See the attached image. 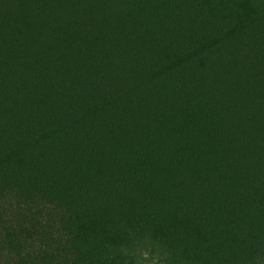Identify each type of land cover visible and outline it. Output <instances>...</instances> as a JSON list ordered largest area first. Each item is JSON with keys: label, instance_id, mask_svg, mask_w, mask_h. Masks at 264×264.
I'll list each match as a JSON object with an SVG mask.
<instances>
[{"label": "trees", "instance_id": "16d2710c", "mask_svg": "<svg viewBox=\"0 0 264 264\" xmlns=\"http://www.w3.org/2000/svg\"><path fill=\"white\" fill-rule=\"evenodd\" d=\"M255 2L0 0V264L264 261Z\"/></svg>", "mask_w": 264, "mask_h": 264}, {"label": "rangeland", "instance_id": "374dc122", "mask_svg": "<svg viewBox=\"0 0 264 264\" xmlns=\"http://www.w3.org/2000/svg\"><path fill=\"white\" fill-rule=\"evenodd\" d=\"M230 2L231 5H234V7H252V6H255V3H258V2H255V0H228ZM244 2H247L249 4L247 5H242V3ZM251 2V3H250ZM263 8H264V5H261ZM141 235H144L143 232H140ZM178 244H182V243H178ZM167 251H170V252H174V253H177V255L174 256V258L172 257H168V254H167ZM230 251H231V255L232 257L236 260L235 264H250L248 262H246V258L244 257V255L242 254L241 251L238 250L237 248V245L235 243L232 244V246L230 247ZM137 253H141L142 251L141 250H136ZM184 254L187 258L189 257V255H187L186 253L184 252H181L180 249L176 250L174 247H171L170 244L166 247H163L162 249V252H161V255L163 257H161L160 255L159 258L158 256H155L156 259H155V264H182L183 261H185L184 259H181L180 257L182 256V254ZM160 254V252H159ZM240 258V259H238ZM121 259H124V258H121ZM126 259H124V262H116V264H125V261ZM245 261L246 263H243L242 262ZM121 261V260H120ZM197 261H195L196 263ZM194 263V264H195ZM112 264V263H110ZM129 264H154V262H151L150 260H147V259H140L138 261V259L136 258V260H131L129 262ZM189 264H192L191 262H189ZM260 264H264V261H262Z\"/></svg>", "mask_w": 264, "mask_h": 264}]
</instances>
